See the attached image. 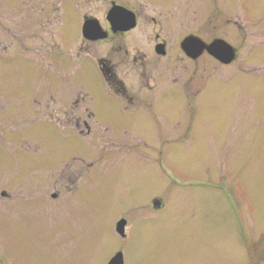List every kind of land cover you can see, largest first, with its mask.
Masks as SVG:
<instances>
[{"label": "rangeland", "instance_id": "1", "mask_svg": "<svg viewBox=\"0 0 264 264\" xmlns=\"http://www.w3.org/2000/svg\"><path fill=\"white\" fill-rule=\"evenodd\" d=\"M157 6L174 36L218 37L237 56L121 75L133 113L155 124L146 136L121 128L128 102L82 34L103 0H0V264H108L118 251L125 264H264V0ZM73 105L91 137L69 125Z\"/></svg>", "mask_w": 264, "mask_h": 264}, {"label": "flooded vegetation", "instance_id": "2", "mask_svg": "<svg viewBox=\"0 0 264 264\" xmlns=\"http://www.w3.org/2000/svg\"><path fill=\"white\" fill-rule=\"evenodd\" d=\"M166 1L169 0H103V19H99V21L104 37L96 41L86 40L88 43H100L102 45V55L98 59L101 75H103L104 81L128 102L116 105L117 110L123 117L119 123L125 133L139 135V132L146 136L151 135L155 124L151 123L152 125H150L149 118L148 120L139 118L142 116L133 113V111L141 110L135 104L130 103L135 99L130 92L135 96L137 92L127 87V79L121 75H184L183 61L191 63L195 67L206 56L218 61L206 49L197 58L187 54L183 48V42L189 36L198 37L206 44H211L218 37L206 39L199 33L174 36L172 31L175 24L174 22L171 23L168 20L169 17L164 13L168 11H163L162 8L159 9L157 6V4ZM181 1L176 0L177 3ZM115 6L121 8L119 9L121 15L113 24L109 14ZM181 7L183 8V3ZM86 18L96 17L87 16ZM133 23L134 26L131 27L130 25ZM129 26L131 28L126 29ZM137 32H141V37L146 39H138ZM171 65L173 66L171 67ZM157 68L162 69L160 74L156 72ZM146 107L148 106L146 105ZM180 107L183 108V103L180 104ZM78 111L80 112L79 105H73L68 123L77 131H80L78 133L81 136L88 133L87 137H91L93 126L89 125L88 119H82L84 116L78 114ZM82 125L88 129V132L80 129Z\"/></svg>", "mask_w": 264, "mask_h": 264}, {"label": "water", "instance_id": "3", "mask_svg": "<svg viewBox=\"0 0 264 264\" xmlns=\"http://www.w3.org/2000/svg\"><path fill=\"white\" fill-rule=\"evenodd\" d=\"M119 9L121 8L115 6L109 14V18L112 20L113 24L116 22V19H118V17L121 15V10ZM130 26L133 27L134 23ZM130 26L126 29L131 28ZM83 35L86 39L91 41L100 40L104 37L101 24L97 18H87L85 20L83 25ZM183 48L185 49L187 54L189 56H192L193 58L199 57L206 49L211 55H213L223 64H230L236 58L235 48L224 39H216L211 44H206L203 40L198 37L189 36L183 42ZM55 196L56 194L53 195V197ZM126 226V219H121L117 223L116 230L121 236H126ZM108 264H125L124 253L122 251H118L114 255V257L109 261Z\"/></svg>", "mask_w": 264, "mask_h": 264}]
</instances>
